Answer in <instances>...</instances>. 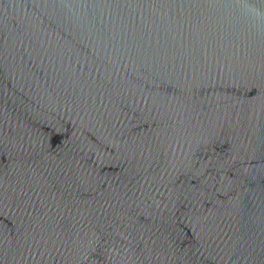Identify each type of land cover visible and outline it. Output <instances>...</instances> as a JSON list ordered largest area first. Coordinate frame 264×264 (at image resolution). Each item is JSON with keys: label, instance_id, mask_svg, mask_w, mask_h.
Returning <instances> with one entry per match:
<instances>
[{"label": "water", "instance_id": "obj_1", "mask_svg": "<svg viewBox=\"0 0 264 264\" xmlns=\"http://www.w3.org/2000/svg\"><path fill=\"white\" fill-rule=\"evenodd\" d=\"M0 264H264V0H0Z\"/></svg>", "mask_w": 264, "mask_h": 264}]
</instances>
